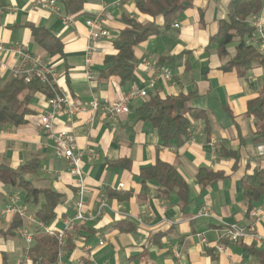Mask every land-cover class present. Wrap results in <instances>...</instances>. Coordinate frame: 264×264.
Here are the masks:
<instances>
[{
	"label": "crops",
	"instance_id": "1",
	"mask_svg": "<svg viewBox=\"0 0 264 264\" xmlns=\"http://www.w3.org/2000/svg\"><path fill=\"white\" fill-rule=\"evenodd\" d=\"M47 1L7 0L8 6L0 18V42L20 43L50 66L61 90L68 91L83 104L93 98L112 103L134 88L147 91L148 96L193 94L192 108L207 113L206 119L193 120L189 140L181 146L174 142L163 145L151 124L138 120L136 109L143 101L139 99L131 104L130 114L120 116L114 123L101 112L94 115L88 108L73 121L64 115L58 117L56 131H70L79 150L99 155L96 161L89 154L83 158L88 188L85 213H96L100 202L108 199V207L101 216L79 222L68 232L62 261L66 264H260L250 246L254 244L256 250L264 252V245L250 238L236 243L222 239L221 222L253 227L264 237V221L248 215L241 187L246 173L264 168V150L261 152L259 146L249 143L242 146L256 133V121L246 115L247 102L263 88L264 69L256 67L242 78L234 72L220 70L225 60L219 57L217 45L210 38L217 32L218 22L226 18L228 0H196L179 16L178 27L173 25L165 34L153 36L136 47L135 56L140 64L134 82L126 86H121L118 78L101 79L100 71L105 57L115 53L112 42L125 28L123 14L142 23L155 21L137 10V0L121 5L117 0H85L83 15L73 18L71 26L63 22L62 17L67 16L63 7L54 0L57 11L52 12ZM103 9L111 15L103 23L110 36L96 43L90 67L93 79H89L85 66L86 20ZM261 15L264 17V6ZM156 21L161 24L162 18ZM29 25L44 28L55 36L62 44V55L51 57L34 41ZM228 52L232 57L235 50L228 48ZM173 57L177 59L172 65L159 63ZM0 58L8 64L14 61L10 56ZM146 63L155 65L157 70H170L172 79L159 78L157 72L147 69ZM1 79L11 80V74L6 72ZM152 80L156 81L153 88L149 86ZM30 109L32 113L26 124L8 125L0 130V165L19 169L39 158L38 173L26 179L38 189H50L62 196L57 218L47 226L50 231L58 232L76 215L77 188L69 174L68 162L55 157L52 141L40 130V118L49 110L47 98L35 93ZM223 148L240 152L236 169L235 160L223 156ZM121 160H128L130 166H113ZM158 161L174 166L184 177L190 189L187 205L182 206L176 194L161 199L159 186L154 182H148L147 191L142 194L140 169ZM200 168L221 171L225 176L203 188L196 179ZM107 190L133 191V196L125 202L117 201L107 196ZM0 191V229L8 230L19 216L16 212H3L11 195L19 197V208L30 213L37 210L26 204L23 190L0 183ZM203 207L211 208V218L196 217ZM258 208L264 212V197L254 204V209ZM33 229L25 220L14 236L0 238V264H34L26 253L30 244L24 236ZM199 235L206 238V244ZM101 241L104 245H100ZM219 245L224 246L221 252L217 250Z\"/></svg>",
	"mask_w": 264,
	"mask_h": 264
},
{
	"label": "trees",
	"instance_id": "2",
	"mask_svg": "<svg viewBox=\"0 0 264 264\" xmlns=\"http://www.w3.org/2000/svg\"><path fill=\"white\" fill-rule=\"evenodd\" d=\"M196 0H137L136 8L144 15L155 21L140 22L136 18L123 14L122 21L125 28L113 40L114 54L107 55L104 60L100 78L108 80L118 78L121 86L130 85L135 80V70L140 64L135 56V48L153 36H161L168 32L173 25H178L179 16L194 5ZM62 6L67 16L77 18L83 15L85 0H56ZM225 19L218 22L217 32L210 38L211 43L217 45V53L225 62L220 70L225 73L234 72L242 78L254 68L264 69V53L258 47L248 42L254 34L252 21L259 17L263 10V0H228ZM8 6L7 0H0V18ZM161 17L158 24L156 18ZM36 43L41 45L52 57L62 55V44L48 30L34 25L28 26ZM238 41L232 57L228 52L230 44ZM177 58L161 59L160 64L170 63ZM160 64L158 67H160ZM41 93L48 98L53 91L38 79L30 83L23 78L3 81L0 78V130L5 126L19 127L27 123V117L32 113L30 104L35 93ZM193 94H178L161 97L158 93L149 95L136 109L139 121L149 123L157 131L163 145L174 142L181 146L189 140L193 120L206 119V111L196 110L190 105ZM246 115L256 121V133L243 145L251 144L255 147L264 145V86L258 96L247 102ZM206 120L205 122H207ZM223 156L235 160L234 169L238 166L241 155L239 151L223 148ZM114 167H129L128 160H121L113 164ZM40 168L39 158H34L13 169L7 165H0V183L6 187L21 189L25 192V202L37 210L33 213L40 222L49 226L57 218V208L61 204L62 196L50 189L36 188L26 176L35 175ZM221 171L200 168L196 175L197 182L205 188L213 182L223 179ZM138 180L142 187V194L147 191L148 182L159 186L158 195L161 199L176 194L182 206L188 204L189 186L181 173L172 165L158 161L156 164L140 169ZM243 199L247 205L248 215L254 209V204L264 197V168L253 169L246 173L241 183ZM107 196L117 201H128L133 191L107 190ZM2 194L0 191V200ZM27 207V206H26ZM29 210V209H28ZM25 220L16 216L8 230L0 229V238H8L23 228ZM57 233H51L43 228L33 229V239L26 253L34 264H57L59 245ZM250 246L260 264H264V252Z\"/></svg>",
	"mask_w": 264,
	"mask_h": 264
},
{
	"label": "built area",
	"instance_id": "3",
	"mask_svg": "<svg viewBox=\"0 0 264 264\" xmlns=\"http://www.w3.org/2000/svg\"><path fill=\"white\" fill-rule=\"evenodd\" d=\"M46 0H42L45 2ZM128 0H117L116 3L121 5ZM264 2V0H263ZM47 6L52 12H56V4L54 0L47 1ZM63 22L67 26L74 24V20L70 16L62 17ZM111 19V15L103 9L99 14L86 20V26L88 28V45L86 51V74L89 79H93V75L90 72L92 64V56L96 52V43L102 39H108L109 31L103 28L105 20ZM178 27V25H175ZM252 27L254 28V34L250 36L248 42L254 44L258 49L264 53V17L260 15L252 21ZM10 56L14 59L13 63L8 64L2 58H0V78L6 73L11 74L12 79L23 78L25 82L30 83L33 79H38L41 83L50 87L53 91V96L48 98L49 110L40 118V130L44 133L46 138L53 143V150L55 157L59 160H66L69 166V174L75 180L77 188V203H76V215L73 219L65 222V229L58 231V245L59 254L57 264H66L62 261V251L65 246L67 234L74 226L79 222H85L90 219H95L101 216L105 209L108 207V199L104 198L98 207L96 213H85V198L88 193V188L85 183V173L83 171V158L85 154H89L91 160L96 161L99 159L98 154L90 153L86 150H79L77 146L76 137L68 130L56 131V121L58 117L64 115L70 121H73L78 115L84 113L88 108L94 115L101 112L106 118L115 122L117 118L123 115L131 113V104L139 99L144 100L148 97L147 91H140L137 88L130 90L122 98L115 102H101L100 100L93 98L88 104L81 103L78 99L70 96L68 91L61 90L58 86L57 76L53 72L52 68L39 59L34 57L28 52L20 43L5 44L0 42V56ZM147 69L158 73V77L170 81L172 79V72L168 69L157 70L155 65L146 63ZM155 80L150 82V87L155 86ZM262 152L264 145L258 147ZM89 152V153H88ZM19 197L17 195H11L9 198V204L3 210L4 213L16 212L21 218L25 219L29 224L35 227L43 228L50 231L47 226L40 222L34 215H30L23 207H18ZM251 216L256 220L264 221V212L261 209H253ZM197 218H211V208L203 207L197 214ZM223 227L222 239L228 243H236L242 239L250 238L258 245H264V237L259 235L253 227H241L237 224H226L221 222ZM53 233L52 231H50ZM24 236L29 244L32 243L33 231L24 233ZM199 238L203 244L207 243L206 238L203 235H199ZM100 245H104L101 241ZM218 251H223L224 246H217Z\"/></svg>",
	"mask_w": 264,
	"mask_h": 264
},
{
	"label": "rangeland",
	"instance_id": "4",
	"mask_svg": "<svg viewBox=\"0 0 264 264\" xmlns=\"http://www.w3.org/2000/svg\"><path fill=\"white\" fill-rule=\"evenodd\" d=\"M237 44H238V41H235L234 43H232V44H230L229 45V49L232 51H234L235 50V48H236V46H237ZM231 56H233L232 54H231Z\"/></svg>",
	"mask_w": 264,
	"mask_h": 264
}]
</instances>
